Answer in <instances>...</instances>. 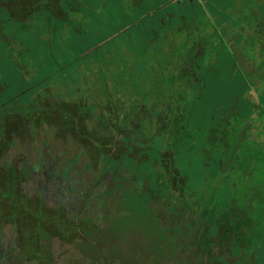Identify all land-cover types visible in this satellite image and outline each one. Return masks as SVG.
Wrapping results in <instances>:
<instances>
[{"label": "trees", "instance_id": "trees-1", "mask_svg": "<svg viewBox=\"0 0 264 264\" xmlns=\"http://www.w3.org/2000/svg\"><path fill=\"white\" fill-rule=\"evenodd\" d=\"M46 1L49 2V0H28L29 5L14 0L13 7H9L12 1L4 0V3H8L7 8L1 2L0 7L8 13V21L16 18L30 20L31 17H34L37 19L44 14L48 18L46 22L49 23L45 27H60L69 20L75 23L74 19H78L69 13L72 11H69L67 2L62 1L58 5L65 10L66 17L61 18L56 15L57 12L49 8ZM99 1L98 6L103 10H109L114 5V0ZM117 1L122 2V9L118 13L113 11L109 15L107 13L105 17L99 7L93 4L97 0L78 1L77 9H79L78 11L93 10L91 12L93 17L100 18L97 20L114 19L115 23L110 25L113 27L109 31L110 36L131 35L132 38L128 44L133 54L129 53L130 51L125 52L133 58L126 59L125 57L119 63L120 67L127 68V63L135 60L134 64L140 68V72L132 74L137 77L130 82L134 85L135 94L142 90L144 79L142 77L148 75L156 76L153 87L158 90L157 94L162 93L169 96L173 95L174 90H178L182 103L192 98L191 101H187L188 104L186 103L184 108L181 104L177 111H174L173 108L170 109V114L174 117L175 122L172 129L170 122L167 127L171 131L181 134H151L152 137L151 135L133 134L132 143L135 147L133 154L124 152L116 159L109 153L103 154L107 163H117L116 172L125 170V174L123 173L122 176L125 182L124 179L119 182L122 189L128 186L133 188L134 193L140 191L137 195H140L143 200L139 199L137 210L159 216L154 221L143 217V222L148 228L146 231L147 244L152 245L154 248H151L152 252L156 253L162 251L159 250L160 242L170 245L174 241L176 244L172 245L177 246L181 236L186 235L183 231L182 233L176 231L171 226L184 218L189 225L190 239L192 240L189 241L194 244V252L198 256L202 255L201 264H221L225 252L228 260H236L235 263L231 262L230 264H240L239 261L242 259L246 261L245 264H249L250 260H254V264H256L257 259L264 258V143H258L259 132L264 135V129L253 131L252 129H256L258 126L253 125V127L249 119L255 110H259L258 121L264 127V84L260 90L258 89L261 93L260 96L253 99L250 97V88L243 87L244 82L237 74L233 75L234 72H230L231 74L222 73L221 45L219 42L215 44L214 40V38L226 35L230 37L231 41L233 37L237 38L243 34L245 27H240L235 20L232 21L235 8L242 1ZM21 4L25 5L26 9ZM52 21L56 22L57 26H54ZM59 21L61 22L59 23ZM4 30L0 18V37L3 36V39H6V36L3 35ZM77 32L73 33L81 37L88 34L84 31ZM58 34L59 32L53 33L54 36ZM9 38H13L9 40L14 42L9 40L4 42L13 49L12 51H15L16 37L11 32ZM179 45L181 49H179ZM160 46L168 52H173L174 57L169 54L164 57L160 54L156 55V50ZM55 47L53 46V48ZM215 47L218 50L217 55H220L218 71H216V65L210 60V51H213ZM135 51L139 54L151 55L140 60L141 55H134ZM4 52L7 53V47ZM65 61L67 62V60ZM101 61L107 63L110 69L116 65V62L107 59H100ZM2 62L3 55L0 51V63ZM66 67L68 66H60L58 69ZM74 67H78L77 64ZM6 80L4 86L0 85V233L3 227L10 223L8 221H11L19 237H23L24 234L37 237V230L44 229L43 224L39 221L41 219L40 212L49 209L46 197L43 195V190L42 196H30L24 186H19L18 182L30 180L34 171L25 161L24 167L16 166V168L9 156V152L17 146L19 140L28 138L27 125L31 116L26 115L24 111L26 108H21L22 113L19 107L8 111L6 108L8 104L18 103L20 96L29 89L11 94L13 82L11 79ZM180 81L183 85L179 87L180 89H176L177 83ZM225 86H230L233 90L239 88L241 93L227 96L223 92ZM5 89L8 92L7 96H5ZM168 96L164 98L163 103L157 101L154 107L163 108ZM2 97L4 101H2ZM145 105V103H141L136 109H133V114H138V121L140 118L141 126L143 125L141 118L146 114L142 110ZM43 107L45 109L46 104ZM248 109H251V113L244 117V111ZM211 112L210 117H206ZM35 122L39 123L40 121ZM45 123L47 127L50 125L46 121L42 125ZM13 125L15 126L13 127ZM157 126L158 130L163 129V124L159 123ZM255 134H257L256 137H254ZM139 136L142 139L140 142L136 139ZM149 137L151 139L148 142ZM5 151H8V163L2 161ZM179 161H183L185 165L188 162L189 166L194 164L193 166L201 169L199 170V184L188 176L187 172H190V169L182 172L178 168L183 165ZM143 165L150 171L143 169ZM167 168L171 169L170 174ZM106 169L109 171L108 168ZM193 170L196 169L193 168ZM41 172L43 174V170ZM131 172L133 174L130 176ZM135 172L140 174L138 177L141 180L140 187L137 186ZM115 179L119 181V177ZM9 184L15 188L11 189V193L4 191L7 188L10 189ZM4 187L5 189H3ZM196 187L198 190L195 189ZM177 196H181V198H175ZM6 199L9 203H5ZM33 203L36 204V208L32 206ZM154 204H161V210ZM163 210L166 214L165 219L160 214ZM33 219L37 220V224L34 229L28 225V228L32 230L29 231L25 224H27V220L34 221ZM133 221L137 222V219H133ZM157 221L159 222L157 223ZM129 223L130 219L123 217L118 222V229L122 227L121 224ZM44 231L47 235L48 232ZM175 232L180 234H175ZM118 234L121 236L122 233L118 232ZM104 236L105 233H100L96 238L103 240ZM222 243L232 246L212 249L215 245ZM109 247L113 248L112 245ZM24 249L30 251L27 244ZM147 252L150 254L149 249ZM165 253L168 252L165 250ZM212 253H217V255L212 256ZM104 259H107L105 254Z\"/></svg>", "mask_w": 264, "mask_h": 264}, {"label": "rangeland", "instance_id": "rangeland-1", "mask_svg": "<svg viewBox=\"0 0 264 264\" xmlns=\"http://www.w3.org/2000/svg\"><path fill=\"white\" fill-rule=\"evenodd\" d=\"M11 1L12 3L9 7H13L14 5V0ZM19 1L29 4L27 2L28 0ZM62 1L67 2L69 11H72L69 13L74 17L76 16V18H78L82 15H86L87 17H85L84 20L86 22L91 21V23L84 26L82 22L77 21L78 19H74L75 23L69 20L60 27H45V25L49 23L46 22L48 18H46L44 14L40 15L37 19L34 17H31L30 20L16 18L15 20L8 21V13H6L5 9L0 7L1 24H3L5 28L3 35L6 36V39H3V36L0 37V51H2L3 55V62L0 63V85L4 86L5 81H7L6 79H11L13 82V88L10 91L11 94L20 92L23 89H29L20 96L18 103L13 102L12 104H8L6 108L8 111L19 107L21 113V108H26V110H24L26 115L31 116L27 125L28 138L18 141L17 146L9 152L10 160H12L15 167H24V165L28 163V166H31L33 169L34 172L31 174L32 177L29 182L26 180H20L18 182L20 187H25V191L29 192L30 196H42V190L46 183V176L44 172L42 174L41 170H43L42 164H44L45 161L46 167L44 169L49 170V174L51 173L50 165L54 167L53 171L58 173L54 181L55 184L59 185V188L50 186L48 189L49 195L46 196V201L49 209L40 212L41 219L39 221L43 224L44 229L42 230L39 228L37 230V237H33L29 234H24L23 237H19L11 221H8L10 223L3 227L0 233V252H2L5 257L2 259L1 256L0 264H12V262L15 264H18L17 262H19V264H101L100 261L95 262L92 260L99 258V251L96 247L91 246L87 240H83L82 232L86 233L88 238H90V231L93 232L94 237L98 236L100 233H105L103 240L98 238L95 241V243H103L101 247L103 251L108 254V256H106L109 260H107V263H105L106 261L102 262V264H144V262L145 264H158V253L152 252V249H154L153 246L147 244L146 231L148 228L146 227V223L143 222V217L148 218L150 221H154L155 218L159 216L153 213H142V211L137 210V203L139 199H141L140 195L137 194L140 191L134 193L135 191H132L133 188L131 189L128 186L122 189L119 182H117L118 179L114 182L111 176H108L107 181L101 187L99 185H93L94 182H92L94 187L91 186V190H95L98 197L86 201L85 196L88 194L87 191L89 190L87 187L91 185V180L94 181L97 179L101 173L100 169L104 167L108 168L110 173H114L117 163L106 162V158L103 156L105 153L103 150L106 149L104 143L101 142V144H99L97 140L87 139L88 137H94L93 132H87L90 136H87V134H77L78 127L80 126V129H83V125L72 118L69 113L71 109L75 108L77 112H74L72 115L79 114V116L82 117L81 121L83 116H88L89 121H94V118H92L93 115L89 114H91V112L95 113L99 106H105L107 103H114L117 107L118 104H120L124 111L130 112L136 109L139 104L145 103L146 105L143 107H145L146 110L150 108L155 118L160 112V117H162L161 123L170 122V128L172 129L175 120L170 114V109L173 108L174 111H177L178 106L181 104L184 108L186 103L188 104L192 98L182 103L181 94L178 90H174L173 95L170 94L169 96L162 93L157 94L158 90L153 87L156 76L148 75H145V77L141 76L144 78L142 81V90H140L138 94H135L134 85L130 82L137 77L132 74L140 72V68L134 64L135 60H131V62L127 63V68L120 67L119 63L122 62V59L125 57L126 59L133 58L129 54L133 53L131 49H129L130 45L128 44L132 38L131 35L117 36L116 34L117 37L110 36L109 31L113 29L110 25L115 23V20L105 18L104 20H97L100 18L93 17L91 13L93 10L78 11V1L82 0H49V2L46 1V4L49 5L52 11L58 13H55L56 15L62 18L66 17L64 14L65 10L58 7ZM241 1L242 3L238 4L237 8H235L232 21L235 20L240 27H245L243 34L237 38L233 37L231 41L230 37L226 35L214 38V40L216 41L215 44L219 42L221 45V56H219L223 63L221 68L223 69L222 73L231 74L230 72H234L233 75L237 74L241 81L244 82L243 87L250 88V97L257 99V96L261 94L258 89L260 90L264 84V0ZM0 2L3 6L6 5L5 8H7L8 3H4V0H0ZM93 4L94 6H98L100 1L97 0V2ZM21 6L26 9L25 5L21 4ZM98 7L105 17L107 13L109 15L112 11L118 13V11L122 9V2L114 0L113 7L109 9L111 11L103 10L100 6ZM60 22L61 21H59V23ZM52 23L54 26H57L56 22L52 21ZM74 31H78L77 33L84 31L88 32V34L81 37L75 35L73 33ZM11 32L16 37L17 41L15 51H12L13 49L4 42L13 39L9 38ZM55 32H59V34L54 36L53 33ZM53 40L54 42L52 43ZM10 42L14 41L12 40ZM53 46L56 47L53 48ZM5 47H7V53L4 52ZM179 49H181L180 45ZM125 51L130 52L126 54ZM217 52V47H215L213 51H210V60L216 65V71L220 69ZM155 54H160L163 57L169 54V56L171 55L174 57L173 52L166 51L162 46L156 50ZM134 55H141L140 60H143L151 54H139L135 51ZM206 55H208V53H206ZM100 59L116 62V65L119 67L115 65L110 69L107 63L100 62ZM65 60H67V62ZM94 63L97 65L95 64L94 66ZM76 64L78 67L75 68L74 66ZM60 66L68 67L65 69H58ZM122 74H124V76H121ZM181 85H183L182 81L177 83L176 89H180L179 87ZM223 89V92L227 96H235V94L241 93L239 88L233 90L230 86H225ZM7 93L5 89V96H7ZM166 96H168V99L163 108H160V110L163 111H155L152 105L153 100L163 103ZM2 101H4L3 97ZM45 104L46 108L44 109L43 105ZM121 108H118V114L120 113L122 115L123 112H121ZM250 113L251 109H248L244 111L243 115L247 117ZM211 114L212 112L207 114L206 117H210ZM258 116L259 110H255L249 119L252 126H258L256 129H252L255 132L264 129L263 124H260L258 121ZM75 117L77 118L78 115ZM143 117L145 116L143 115ZM35 121L40 122L37 123ZM44 121L48 122L50 126L47 127L46 123L42 125ZM142 122V128H144L143 130L145 131L146 129H157L154 126L150 127L147 122ZM14 126L15 125H13V127ZM166 128L168 129L167 126ZM70 129H73L72 134L68 132ZM259 134L258 143L262 144L264 143V135L260 132ZM144 135L150 136L151 134ZM152 136L153 135H151V137ZM256 136L257 134H255L254 137ZM97 138H100V134H97ZM136 139L139 142L142 140L140 136ZM150 139L149 137L148 142ZM73 142L79 143V147L73 146ZM119 146L120 147L116 149L117 153L122 150V145L119 144ZM69 148H71V150H69ZM110 150H113V148H110L109 151ZM167 154L166 152V155ZM3 156L4 160L2 161L8 163V151H5V155L3 154ZM143 157H145V155H143ZM190 161L193 162L192 160ZM179 163L183 165L178 168L181 169L182 172L190 169V172H187L188 176L199 184V170L201 169L193 166L194 164L191 166L187 165L189 164L188 162L186 165L183 161H179ZM192 167L196 170H193ZM250 167H252V165H250ZM68 168L73 170V173L69 179H66ZM142 168L146 171H150L149 168L144 165ZM132 174L131 172L130 176ZM184 174L186 175V173ZM259 175L261 176V173ZM135 176L137 177V186L140 187L141 180L138 178L140 174L135 172ZM40 180L42 181V189L39 188ZM68 185H71L73 188L74 195H72V197L70 189H67ZM5 187L3 189H5ZM13 188L14 187L10 185V189L7 188L4 191L11 193V189ZM195 189L198 190L197 187ZM99 191L101 192L99 193ZM185 191L187 192V189H185ZM103 195H119L121 197L116 204V202L111 199L101 201L100 198ZM10 198L13 199L12 196H10ZM60 198L65 201L60 202ZM5 203H9L8 199H6ZM35 203L32 204L34 208H36ZM54 206H59L60 209L61 206L65 207L66 216L51 211ZM154 206L157 208L160 207L161 210V204H154ZM135 208L136 210H134ZM110 212H112L114 217L112 220V225H114L113 231H111L113 232L112 234H109L108 229H106V231L103 229L107 221L112 219ZM164 212L163 210L160 213L163 219L166 218ZM34 213L36 214V212ZM81 216H86L81 219L83 221L82 225L78 221V218ZM88 216L96 222L94 225L95 228L92 227L90 231L89 223H91V219H88ZM123 217L130 219V223L121 224L122 227L117 230L116 224L118 228V222H120ZM133 219H137V222H134ZM33 220L34 221L27 220V224H25L27 229H29L28 225L33 229L35 228L37 220ZM158 222L159 221H157V223ZM52 223L54 233H52L53 239L51 242H53V244L46 249L45 243L50 242L49 239L51 236L48 229L52 227ZM78 227L82 229V232L79 231ZM171 228L181 233L183 231L186 236H181L180 242L178 241L179 243H177L179 247L172 245L176 244L174 241H172L169 246H166L167 249L165 250L176 260L167 259L166 262L168 264H196V262L197 264H201L202 255L198 256V254L194 252V244L190 242L192 241L190 239L191 232L185 219L179 220L174 226H171ZM44 230L48 232L47 235ZM29 231L32 230L29 229ZM116 232L122 233L121 236H119V234L116 235ZM179 232H175V234L179 235ZM16 242L19 244V246H17L20 249V254L11 260L10 253L8 252L11 245ZM25 244H27V248H29L30 251L24 249ZM222 244V248L226 247V245L227 247L232 246L227 243ZM109 245H112L114 249L110 248ZM32 247L38 251H33L31 253ZM148 248L150 254H147ZM3 249L4 251H2ZM42 250L47 254V258L51 262H42L44 259L41 255ZM177 250L180 252L176 256ZM227 260V253L225 252L221 264H226ZM216 261L219 262L218 260ZM243 262L244 259L240 260L241 264H244Z\"/></svg>", "mask_w": 264, "mask_h": 264}, {"label": "flooded vegetation", "instance_id": "flooded-vegetation-1", "mask_svg": "<svg viewBox=\"0 0 264 264\" xmlns=\"http://www.w3.org/2000/svg\"><path fill=\"white\" fill-rule=\"evenodd\" d=\"M156 104H157V102H155L153 100L152 105L154 106ZM118 108H121L120 104H118V107H117L116 105H114V103H112V104H108L107 103L105 106H99L95 113L91 112V114H89V115H93L92 118H94V121H89L88 120V116L87 117L83 116V119L81 121L82 117H80L79 114H76V115H78V117L76 118L75 117L76 115H72L74 112H77L75 108L71 109L69 115L72 118H74L77 122H80L83 125V129H80V126L78 127L77 134H87L88 131L93 132V136L95 138L94 137H88L87 139H89V140H97L99 144H101V142L104 143L106 149L103 150V152L109 153L115 159L120 157L124 152H127V153L129 152V153L133 154V149L135 148L134 147V143H132V135L133 134H181L179 132L170 131V128L168 130L166 128V126L168 124L167 122L161 123L162 122V117H160V114H159L160 112L158 113V115L155 118V115H154L153 112L150 111V108L149 109L147 108V110H146V108L143 107V109H144V110L142 109L143 113L145 112L146 114L144 115L145 117L141 118V122L142 121L147 122V124L150 127L154 126V127L157 128V129H154V130L146 129V131H145V130H143L144 128H142L141 124H139L140 118H139V121H138V119H137L138 114H136V115L133 114V110L130 112V111H124L121 108V112H123V114L121 115L120 113L118 114V111H119ZM153 108L157 112L158 111H161V112L163 111V110H160V107H153ZM164 111H166V110H164ZM166 118H168V117H166ZM158 123L163 124V130H158V126H157ZM68 132H69V134H72L73 133V129L72 130L71 129L68 130ZM97 134H100V138H97ZM87 136H90V134H87ZM72 144H73V146H78L79 147V143L77 144L76 142H73ZM119 144L122 145V147H121L122 150L119 153H117L116 149H118L120 147ZM110 145H112V146H110ZM110 148H113V150L109 151ZM69 150H71V148H69ZM42 167H43V172L45 173V176H46V183L44 184V187H43V193L44 194L43 193L42 194L46 197V196L49 195L48 194V189H49L50 186H52L53 188H59V185L55 184V181H54L56 176L58 175V173L54 172L53 171L54 167L52 165H50V171H51V173H50L51 175H50L49 174V170L44 169L46 167V161H45L44 164H42ZM29 168L32 169L31 167H29ZM100 171H101V173H100L99 177L97 179H95L94 181L91 180V185L87 187V188H89V190L87 191L88 194H86V196L84 195L86 197V201H90L91 198H97L98 197L97 194H96L97 192L95 190H91V186L94 187L93 185H99L101 187L107 181L108 176H111V179L114 182L116 180L115 179L116 177H119V181L118 182H121L124 179L122 176H123V173L125 174V170H122V172H116L115 171L114 173H110L104 167V168H101ZM167 171H168L169 174L171 173V169L167 168ZM72 173H73V170L68 168V175H67L66 179H69L71 177ZM28 182H29V180H28ZM92 182H94L93 185H92ZM41 186H42V181L40 180L39 181V188L40 189H42ZM67 189H70V191H71L70 193H71V197H72V195H74V191H73V188L71 187V185H68ZM101 191H99V193ZM120 197L121 196H119V195H111V196L103 195L100 198V200L101 201H106L108 199H111L114 202H116V204H117V202L119 201ZM175 198L179 199V198H181V196H177ZM63 201H65V200L60 198V202H63ZM64 208L65 207L61 206V209H62L61 210L59 206H54V207H52L51 211H55L58 214H64L66 216V211H65ZM110 215H112V212H110ZM85 217L86 216H81L80 218H78V221L81 223V225L83 223V221L81 219L85 218ZM87 218L91 219L90 220L91 223H89V226H90L89 227V231H90L91 228L94 227L96 222L90 216H88ZM113 219H114V217L112 215V219H109V221H107V223L105 222L106 224L103 227V229H105V231H106L107 228H108V230L110 229L109 232L113 231V228H112V227H114V225H112V222H113L112 220ZM80 227H78V229ZM116 229L118 230L117 224H116ZM48 231L51 233V236H50V239H49L50 242L49 243H45L46 249H48V247H51L52 244H53V242H51L52 239H53L52 233H54L53 223H52V227L49 228ZM79 231L82 232V229H79ZM112 233L113 232H111V234ZM115 234L117 235L118 232H116ZM82 235H83V240L84 241L87 240L88 243L91 246L96 247V249L99 251V258L92 259V260H94L95 262L100 261L101 264L104 261H106L105 263H107V260H109V259L108 258L104 259V254L107 255V256H108V254L106 252L104 253L103 248L101 247L103 245V243H101V242L95 243V241L98 239V238H96L97 236L94 237L92 231H90V238H88L86 233L82 232ZM17 245L19 246V244H17V242L13 243L11 245L10 249H9L8 253H10V259L11 260L13 258L17 257L20 254V249L18 248ZM159 246H160L159 250L161 249L162 251H159V253H158V258H159V260L157 261L158 264H166L167 263L166 262L167 259L175 260L173 257H171V255H169L168 253L167 254L165 253L164 249H166V246H169V245H166L164 242H160ZM222 246H223V244L215 245L214 247H212V249H214L215 247H222ZM8 247H6V248H8ZM176 247H179V245H177ZM2 251H4V249ZM33 251L34 252L36 251L34 247H32L31 253ZM179 252L180 251L177 250L175 255L177 256L179 254ZM147 254H149V253L147 252ZM41 255L44 258L42 260V262H51L47 258V254L45 252H43V250H42ZM214 255H217V253H212V256H214ZM1 256H2V259L5 257V255H3L2 252H0V258H1ZM112 257H113V255H112ZM109 258H111V257H109ZM111 259L114 260L113 258H111ZM231 262L235 263L236 261L235 260H233V261L227 260L226 264H230ZM245 262L246 261H244L243 263L245 264ZM249 262H250L249 264H254L255 263L254 260H250ZM17 263L19 264V262H17ZM132 263H133V261H132ZM239 263H240V261H239ZM12 264H15V263L12 262ZM144 264H145V262H144ZM211 264H213V263H211ZM256 264H264V258L257 259Z\"/></svg>", "mask_w": 264, "mask_h": 264}, {"label": "crops", "instance_id": "crops-1", "mask_svg": "<svg viewBox=\"0 0 264 264\" xmlns=\"http://www.w3.org/2000/svg\"><path fill=\"white\" fill-rule=\"evenodd\" d=\"M78 10H79V9H78ZM77 17H78V16H77ZM85 17H86L85 15H82V16L78 17V20H77V21H80V22H82V23L84 24V26H87V24L91 23V21L86 22V21L84 20Z\"/></svg>", "mask_w": 264, "mask_h": 264}]
</instances>
